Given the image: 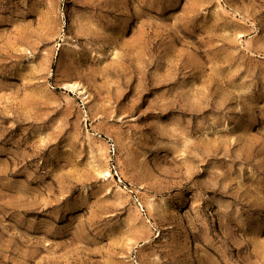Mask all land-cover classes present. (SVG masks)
Wrapping results in <instances>:
<instances>
[{
    "label": "rangeland",
    "instance_id": "rangeland-1",
    "mask_svg": "<svg viewBox=\"0 0 264 264\" xmlns=\"http://www.w3.org/2000/svg\"><path fill=\"white\" fill-rule=\"evenodd\" d=\"M0 264H264V0H0Z\"/></svg>",
    "mask_w": 264,
    "mask_h": 264
},
{
    "label": "bare ground",
    "instance_id": "bare-ground-1",
    "mask_svg": "<svg viewBox=\"0 0 264 264\" xmlns=\"http://www.w3.org/2000/svg\"><path fill=\"white\" fill-rule=\"evenodd\" d=\"M78 81H75V82H72L70 85H71V87L74 89V90H79V92L80 93H83V86L82 87H80V84L79 83H77ZM82 88V89H81ZM81 89V90H80ZM85 94V93H84ZM85 98H86V96H85Z\"/></svg>",
    "mask_w": 264,
    "mask_h": 264
}]
</instances>
